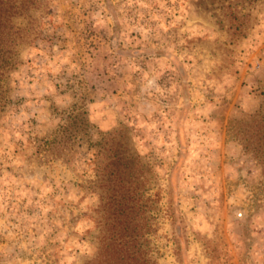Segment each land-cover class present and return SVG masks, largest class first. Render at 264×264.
I'll return each instance as SVG.
<instances>
[{"label": "rangeland", "instance_id": "374dc122", "mask_svg": "<svg viewBox=\"0 0 264 264\" xmlns=\"http://www.w3.org/2000/svg\"><path fill=\"white\" fill-rule=\"evenodd\" d=\"M14 20L0 264H264V0H34ZM121 129L126 211L90 147Z\"/></svg>", "mask_w": 264, "mask_h": 264}, {"label": "trees", "instance_id": "16d2710c", "mask_svg": "<svg viewBox=\"0 0 264 264\" xmlns=\"http://www.w3.org/2000/svg\"><path fill=\"white\" fill-rule=\"evenodd\" d=\"M33 1L0 0V100H2L4 95L5 81L9 72L16 68L19 63L17 47L19 28L14 19L27 14L32 7ZM242 1L252 3L257 0ZM256 122L258 131L255 136H258L257 143L258 147H260L258 151L261 152V164L264 171V115H258ZM90 126L89 120L82 114H73L70 116L68 123L61 126L60 133L65 142L71 141L72 139L83 138L84 136L79 133L83 132L85 134L89 132ZM124 132L121 129L120 133L116 134L103 133L97 141L90 143L94 163L104 173L109 188L121 196L116 202L120 206L118 209L120 211H126L125 200L128 198L127 193L130 191L127 183L133 178L137 169L135 165L136 158L130 150L126 133L124 134ZM125 246L126 244H124ZM112 247L114 249V246ZM129 256H132V264H139L138 257L133 254L124 255L122 264H127Z\"/></svg>", "mask_w": 264, "mask_h": 264}]
</instances>
